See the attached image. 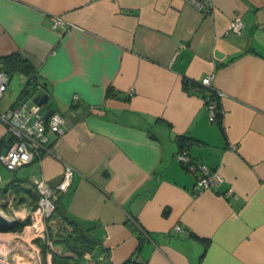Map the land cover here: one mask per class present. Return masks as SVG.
<instances>
[{"label": "crops", "instance_id": "obj_1", "mask_svg": "<svg viewBox=\"0 0 264 264\" xmlns=\"http://www.w3.org/2000/svg\"><path fill=\"white\" fill-rule=\"evenodd\" d=\"M211 2L205 16L183 0H0V60L29 65L6 73L0 110L36 75L28 89L48 95L41 111L63 117L52 154L0 164V191L14 190L23 216L32 181L55 187L72 169L57 207L93 243L66 253L72 264H264V0ZM54 16L65 27L52 29ZM209 75L215 123L206 91L183 86ZM181 137L191 160L220 173L216 187L193 190ZM12 141L0 127V155Z\"/></svg>", "mask_w": 264, "mask_h": 264}, {"label": "built area", "instance_id": "obj_2", "mask_svg": "<svg viewBox=\"0 0 264 264\" xmlns=\"http://www.w3.org/2000/svg\"><path fill=\"white\" fill-rule=\"evenodd\" d=\"M183 1L194 6L202 15H210L213 11L211 0ZM65 25L62 17H52V29L63 28ZM242 27L241 18L235 17L230 21L229 32L239 33ZM211 81V75L205 76L196 82V87L206 91L207 95L203 100L208 120L215 123L221 111L218 95L212 88ZM26 82L27 80L24 84ZM8 84V75L0 70V99L6 92ZM25 97L14 106L4 111L0 110V127H5L13 140L7 151L0 155V164L9 171L25 166L35 158L40 159L44 155L52 154L50 138L59 134L63 124V117L59 112L54 111L45 119L42 107L32 102L30 94ZM176 157L181 166L194 175L195 192L214 188L222 181L218 171L194 162L185 150L179 151ZM71 178L72 169L66 167L55 187L42 180L32 181L31 191L36 201L23 216L19 215L16 209L18 198L14 190L9 188L0 191V215L9 222V226L16 222L24 224L20 231H0V264H42V256H45L48 263L52 254H62L61 247L55 245L54 241L66 236L71 229L61 216L56 214L55 203L58 194L68 190ZM175 230L180 232L181 228L176 226Z\"/></svg>", "mask_w": 264, "mask_h": 264}, {"label": "trees", "instance_id": "obj_3", "mask_svg": "<svg viewBox=\"0 0 264 264\" xmlns=\"http://www.w3.org/2000/svg\"><path fill=\"white\" fill-rule=\"evenodd\" d=\"M0 61H2L3 66L0 67V70L11 74L14 70H25L29 68V65L27 63H24L25 61L21 60L20 58L16 56H9L2 58ZM22 65V66H21ZM37 79L36 75H31L29 79L27 80L25 87L23 88L24 95L32 94L30 89L28 87L34 85L36 86ZM183 86L186 90H189L193 87H196V82L185 80L183 83ZM199 90L204 91L197 87ZM41 95V94H40ZM207 95L206 93L203 94V97ZM212 95V94H210ZM15 105V104H14ZM13 105V106H14ZM188 138L181 137L178 140L179 143V151L184 150V146L186 145V141ZM31 189V185H30ZM59 196V194H58ZM36 198V197H35ZM58 197L57 201L55 203V212L57 215H60L61 218L65 221L66 225L70 227L71 231L66 236H62L57 241H54V244L57 246H60L62 249V253H72L76 256L84 255L85 253H90L93 248V243L90 238V235L88 234V230H83L79 226H76L74 223H72L67 217L64 215V212L62 210L59 211V208L57 207ZM24 224L21 222H16L9 226L8 231H20L23 228ZM133 232L137 235V238H140L141 231L138 228H132ZM56 254L54 253L53 259ZM54 264H57L55 260H53ZM123 264H138L132 259H129L125 261Z\"/></svg>", "mask_w": 264, "mask_h": 264}, {"label": "water", "instance_id": "obj_4", "mask_svg": "<svg viewBox=\"0 0 264 264\" xmlns=\"http://www.w3.org/2000/svg\"><path fill=\"white\" fill-rule=\"evenodd\" d=\"M36 91H34L31 94L32 102L33 103H36L38 106L42 107L43 105H45L47 103V101H48V95L47 94L40 95ZM35 94H37V95H35ZM50 114H51V111H47L44 114V118L47 119ZM8 228H9V222L0 215V231H7Z\"/></svg>", "mask_w": 264, "mask_h": 264}, {"label": "rangeland", "instance_id": "obj_5", "mask_svg": "<svg viewBox=\"0 0 264 264\" xmlns=\"http://www.w3.org/2000/svg\"><path fill=\"white\" fill-rule=\"evenodd\" d=\"M19 78V76L17 75V74H14V75H12V80H17ZM31 95V94H30ZM35 95H37V94H35ZM48 104V103H47ZM4 167V166H3ZM57 250V249H56ZM54 255V254H53ZM58 255V254H57ZM56 255V256H57ZM54 256L55 257V259H56V262H57V264H66V263H68V264H72V261L69 259V258H66V256H65V254L64 253H62V254H60L59 256ZM52 257V256H51ZM42 258H43V260H42V264H54L53 262H51L50 261V259H49V262L47 263L46 262V259H45V256H42Z\"/></svg>", "mask_w": 264, "mask_h": 264}, {"label": "bare ground", "instance_id": "obj_6", "mask_svg": "<svg viewBox=\"0 0 264 264\" xmlns=\"http://www.w3.org/2000/svg\"><path fill=\"white\" fill-rule=\"evenodd\" d=\"M17 103V102H16ZM52 113V112H51Z\"/></svg>", "mask_w": 264, "mask_h": 264}]
</instances>
